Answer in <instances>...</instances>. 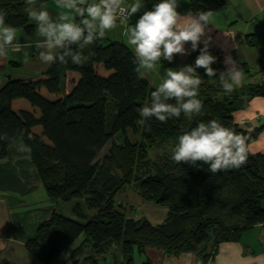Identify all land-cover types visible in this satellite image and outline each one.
Masks as SVG:
<instances>
[{
  "label": "trees",
  "instance_id": "obj_1",
  "mask_svg": "<svg viewBox=\"0 0 264 264\" xmlns=\"http://www.w3.org/2000/svg\"><path fill=\"white\" fill-rule=\"evenodd\" d=\"M226 4L225 0L189 1L195 15L212 14ZM25 8L23 0H0V9L7 12L6 23L32 37L35 25ZM84 54L88 59L83 64L56 62L36 75L9 79L0 88V134L8 138L0 140V159L9 146L22 140L32 147L30 159L51 199L84 198L85 208L94 211L86 216L77 203L72 209L76 219L54 210L41 221L25 243L36 261L50 264L84 235L73 251L74 264H96L113 246L120 247L126 264H133L135 248L142 252L147 247L170 254L190 252L200 264H209L221 241L264 224V152L249 149L264 123L248 130L234 119V113L254 97L264 98V81L243 84L225 95L218 76L226 68L218 58L213 80L203 68L198 69L203 81L199 93L203 107L198 115L189 120L182 113L167 122L153 117L139 124L136 109L150 102L155 87L138 76L134 51L104 37ZM238 66L252 76L248 64ZM211 119L247 138L249 156L241 168L212 174L207 165L177 164L171 151L164 159L149 156L151 149L178 141L184 131ZM119 133L124 136L122 144L111 142ZM135 135L139 139L132 141ZM109 142L108 152L99 161ZM130 184L136 185L143 200L167 208L163 222L154 225L145 216H127L116 195ZM236 219L238 224H229ZM87 247L90 252L84 256ZM142 264L152 263L147 259Z\"/></svg>",
  "mask_w": 264,
  "mask_h": 264
},
{
  "label": "clouds",
  "instance_id": "obj_2",
  "mask_svg": "<svg viewBox=\"0 0 264 264\" xmlns=\"http://www.w3.org/2000/svg\"><path fill=\"white\" fill-rule=\"evenodd\" d=\"M23 2L27 16L42 38L35 43L41 49L39 59L49 65L85 63L88 57L84 50L114 29L120 14L130 19L145 5V0H133L127 7H122L123 0H57V5L68 11L53 17L47 6L37 5L36 0ZM179 4L180 0H156L151 9L143 11L134 24L125 28L126 43L134 51L141 78L157 69L162 61L172 62L177 54L199 53L194 63L176 70L166 69L162 82L150 93V102L136 109L139 124L153 117L167 122L182 113L191 120L203 107L199 98L203 81L198 69L203 68L209 80L217 77L218 69L213 67L217 57L208 50L209 42L204 39L210 13H182ZM6 17L7 12L0 9V56L27 62L24 48L29 45L21 42L16 27L7 24ZM225 63L228 67L219 72L218 78L224 94L230 95L242 85L245 75L232 57H226ZM172 100L176 103L169 102ZM7 139L0 134V140ZM15 150L18 158L30 159L29 144L21 141L15 144ZM248 156L247 138L216 119L201 121L184 131L171 149L172 161L207 165L206 170L212 174L239 169L246 164Z\"/></svg>",
  "mask_w": 264,
  "mask_h": 264
},
{
  "label": "crops",
  "instance_id": "obj_3",
  "mask_svg": "<svg viewBox=\"0 0 264 264\" xmlns=\"http://www.w3.org/2000/svg\"><path fill=\"white\" fill-rule=\"evenodd\" d=\"M190 0H180L178 10L182 13L191 12L194 14L189 5ZM227 2L225 8L210 14L209 25L205 30V40L209 42V51L218 58L223 59L225 68V58L230 56L237 63L245 62L251 68L249 51L242 49H251L255 46L257 31L261 30V37L264 40V0H225ZM133 0H123V4L128 6ZM156 0H145V5L140 12L136 13L128 20H118L117 26L109 31L105 38L108 42L119 41L126 43L124 35L125 28L129 24H134L138 16L145 10L151 9ZM44 4L53 17L61 12H67L57 5V0H50ZM229 12V13H228ZM195 15V14H194ZM30 20V18H29ZM231 20V21H230ZM35 25L33 21L30 20ZM134 22V23H133ZM253 22L257 24L252 27ZM22 43L29 45L24 48V52L28 54V61L12 60L9 57L0 56V88L10 79L26 78L44 71L49 64L39 61L34 64V53L38 56L41 49L35 47V43L42 39L38 36L35 25L34 35L28 36L25 31L17 32ZM33 46V49H31ZM190 47V45H187ZM203 46V45H202ZM241 51L242 56L236 54ZM195 55H179L175 56L172 62L162 61L161 65L153 70V76L159 77L157 86L162 82L166 69L176 70L185 64L194 63ZM246 55V56H245ZM39 58V56H38ZM23 64L33 65L30 69L34 73H30L26 77H13V71ZM14 66L13 69L11 66ZM10 66V67H9ZM262 66V64H261ZM38 68V69H36ZM41 68V71H37ZM254 77L245 74L243 83H257L264 81V67H260ZM10 72V76H7ZM38 72V73H36ZM253 72V71H252ZM157 75V76H156ZM253 75V74H252ZM20 76V75H19ZM13 77V78H11ZM149 84V72L144 76ZM235 122L244 129H252L264 123V98L254 97L249 105L234 113ZM22 140L18 141L20 143ZM15 143V144H17ZM15 144L9 146L7 155L0 159V264H42L36 261L25 248L28 238L32 237L41 221L51 217L54 210L59 211L57 201L51 199L43 185L41 178L37 172V168L31 159L18 158L19 154L15 150ZM252 152H264V129L258 138L249 145ZM117 200V199H116ZM147 201V200H146ZM160 206V205H159ZM162 210L150 214V218L137 210L132 215L138 219L145 216L154 225L160 224L167 216V208L161 206ZM94 211H90V216ZM137 214V215H136ZM65 215L76 219L72 213ZM85 240L81 235L70 247L69 251L60 255L50 264H74L72 257L73 251ZM90 249L85 248L84 256L88 255ZM182 260L188 262L193 258V254L183 252L180 254ZM191 257V258H189ZM195 257V256H194ZM189 259V260H188ZM209 264H264V224H258L254 227L244 230L235 238L221 241L217 247V251L210 258Z\"/></svg>",
  "mask_w": 264,
  "mask_h": 264
},
{
  "label": "rangeland",
  "instance_id": "obj_4",
  "mask_svg": "<svg viewBox=\"0 0 264 264\" xmlns=\"http://www.w3.org/2000/svg\"><path fill=\"white\" fill-rule=\"evenodd\" d=\"M263 18H264V16H263ZM256 26H257V24L255 22H253L252 27L255 28ZM16 29H17V32H23L24 31L23 28H16ZM262 29H264V28H262ZM255 30L257 31V38L255 40L256 45L249 47V48H251L249 50L242 49L243 52L249 51L251 53L249 60L251 63V68H252L251 71H253L252 72L253 77L259 70H261L260 67H264V40L261 37V30L259 29V27L255 28ZM263 37H264V34H263ZM31 49H33V46H31ZM33 55H34L33 57L36 58L35 60H33V63L38 64L40 59L38 58L36 53H34ZM236 56H238V57L242 56L240 50L238 51ZM189 63H191V62L189 61ZM34 64L33 65L23 64L21 67H19V69L16 68L13 71V75H14L13 77H15V75H17L18 77H26L28 75H31L30 73H34V71H35V70H33V72H32L30 70L34 66ZM261 64H262V66H261ZM11 67L13 69L14 66H11ZM36 69H38V68H36ZM37 71H41V68H39V70H37ZM154 72L155 71L149 72V76H150L149 80H151L150 86H152V87H156L157 82H159V77L153 76ZM36 73H38V72H36ZM32 75H35V74H32ZM7 76H10V72H7ZM164 76H165V73H164ZM252 76H250V77H252ZM13 77H11V78H13ZM243 84H246V83H242V85ZM61 89L64 91V80L61 81ZM128 136H129V133H128ZM137 138L139 139L138 135L137 136L136 135L131 136L132 141H134ZM123 139H124L123 134L119 133V134L115 135V137L112 139L111 142L122 144ZM111 142H109L100 152L99 158H98L99 161H101L103 159L104 155H106V153L108 152V150L111 146ZM176 142L177 141H175V140L164 142L162 145H159V146L155 147L154 149H151L149 156L155 160H158L160 158L164 159L165 156L168 154L166 152H170L172 147L174 146V144ZM165 144H166V146H165ZM116 199H117V203H119L121 206H123L122 209H124L127 216L133 217V218H135L132 215V213H133L132 209L133 208H134V212L137 210V213L140 212L141 214H144L145 216L147 215L149 218L151 217L150 214H153L155 212H159L160 210H162V207L159 206L158 204L154 203L153 201L143 200L139 196V194L137 193V188H136V185H134V184L126 185L121 191L118 192V194L116 195ZM57 202H58L57 205H58L59 211L63 214L72 213L73 207L77 203H80L84 208L83 210H84L86 216H90V211L87 208H85L84 198L73 199V200L67 201V202L57 200ZM238 222H239V220L236 219V220L229 221V224H231V225L238 224ZM182 253L183 252L178 253V254H170V253L165 252L162 249L155 248V247H147L144 251L139 252L135 248V251L133 253V264H142L147 259H149L152 264H200L199 260L197 258H195L194 255H192V253H190V252H189V254H191L193 256V258L190 260L188 259L189 260L188 262L182 260V257L180 255ZM81 258H83V256ZM189 258H191V257H189ZM96 264H126V260H125L123 253L120 250V247L113 246L107 252V254L104 255V257L99 258V260Z\"/></svg>",
  "mask_w": 264,
  "mask_h": 264
},
{
  "label": "built area",
  "instance_id": "obj_5",
  "mask_svg": "<svg viewBox=\"0 0 264 264\" xmlns=\"http://www.w3.org/2000/svg\"><path fill=\"white\" fill-rule=\"evenodd\" d=\"M122 7H127L125 4H122ZM129 18L126 16V14H120L118 20H128Z\"/></svg>",
  "mask_w": 264,
  "mask_h": 264
}]
</instances>
